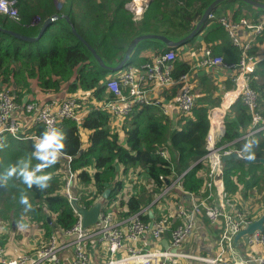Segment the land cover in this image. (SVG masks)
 Listing matches in <instances>:
<instances>
[{"label":"trees","instance_id":"trees-1","mask_svg":"<svg viewBox=\"0 0 264 264\" xmlns=\"http://www.w3.org/2000/svg\"><path fill=\"white\" fill-rule=\"evenodd\" d=\"M127 1L60 0L57 8L54 0H17V20L0 14V27L28 37L36 36L44 20L53 14L69 18V22L63 18L56 19L33 42L19 40L0 31V81L11 86L15 103L22 104L25 96L34 90L63 95L89 92L95 101L112 97L111 93L105 91L104 82L116 73L107 67H114L123 59L134 38L158 34L173 41L180 40L191 33L214 0H151L145 16L137 23L132 21L131 15L123 7ZM255 1L264 3V0ZM235 2L237 7L233 8ZM223 3L231 5L230 15L234 21L245 17L257 22L264 15L245 10L242 12L241 3L244 2L240 0ZM217 9L218 6L212 13L220 15ZM34 19L39 21L32 23ZM70 25L95 50L104 66L98 64L86 45L72 33ZM199 35L200 43L209 48L213 56H221L228 63L239 61L240 49L232 45L225 28L216 20L206 19L185 43L194 41ZM263 40L264 29L249 54L257 53ZM152 42L156 40L140 41L126 65L138 66L149 62L150 58L138 59L137 55L144 48H150ZM179 46L172 48L177 50ZM156 52L161 54L164 50ZM257 67L253 76L261 78V81L252 78L250 85L258 93L262 113L264 60ZM189 69L186 63L175 62L174 78L188 73ZM226 87L229 88V84ZM215 89L217 87L212 88L214 92ZM175 96L174 93L166 99L173 101ZM212 97L197 100L189 113L178 112L176 116L163 114L155 104H135L118 121L120 124H116V120L107 112L95 109V103L92 104L88 97L89 111L80 126L70 119L59 122L58 128L67 134L66 148L60 161L46 170L53 177L50 187L40 191L35 187L29 189L17 178L7 181L0 179V212L12 206L24 211L25 206L20 203L21 193H24L32 205V209L27 210L29 220L42 228L45 236L49 237L54 231L70 229L76 215L63 186L69 172L73 174L70 194L80 206L88 209L109 188L110 194L104 202L119 220L153 202L154 197L165 189V178L172 183L180 177L179 186L169 194L174 195L179 189L191 194L203 193L206 168L202 157L206 153L208 114L221 101L219 92ZM224 125V135L218 146L241 150L247 156L264 157V129L252 134L248 141L241 138L252 129L251 115L241 99L230 106ZM32 130L38 137L45 131L42 125H37L29 128L27 133ZM81 130L86 133L85 140L81 138ZM5 138L8 146L2 150L3 153L0 151V174L19 157L31 153L35 141L16 140L11 136ZM248 143L252 144V148L246 152L244 145ZM67 157H70L69 161ZM35 163L37 161L33 160ZM262 168L264 166L261 164H244L236 160L222 163L224 188L239 211L242 212V197V200L248 198L253 188H256V192L264 191ZM136 176L139 178L136 179ZM125 179L129 180V185L139 186V191L135 193L131 189L124 199L118 197V203L113 208L111 201L116 194H121ZM137 186L132 188L136 189ZM46 214L49 215V222ZM140 217L144 222L150 220L148 214ZM247 219L252 221L249 217ZM0 242L4 244L3 240Z\"/></svg>","mask_w":264,"mask_h":264},{"label":"built area","instance_id":"built-area-1","mask_svg":"<svg viewBox=\"0 0 264 264\" xmlns=\"http://www.w3.org/2000/svg\"><path fill=\"white\" fill-rule=\"evenodd\" d=\"M149 1L128 0L124 8L131 15L132 20L137 21L147 10ZM0 14L11 19L17 18V0H0ZM207 19L216 20L225 28L233 46L241 50V57L237 63H226L222 57L213 56L210 49L204 48L200 60L194 67L210 69L220 66L225 71L233 72V95L240 97L251 114L252 129L249 135H252L264 129V115L260 112L257 94L249 85L250 74L263 60L262 56L257 55L258 52L252 55L249 51L255 46L257 37L264 29V15L257 22H251L246 18L234 21L230 14L216 15L211 12L207 15ZM36 20L34 19L32 23H36ZM175 59L176 51L170 47L164 53L155 55L152 61L140 66L141 69L133 66L123 67L104 82L105 91L111 93L112 97L100 101H95L89 92L77 91L71 95L54 97L42 102L33 99V95H27L22 104H18L14 101L11 86L0 81V137L11 136L16 140H36L38 136L33 130L27 133L29 128L37 125H42L44 130L49 126L58 127L63 119H70L80 126L89 111L88 97L92 104L95 103V109L107 112L116 121L122 120L133 106L139 103L155 104L165 115L171 111V108L189 113L195 105V97L187 73L179 75L177 79L172 77ZM175 85L178 86V94L173 101L161 102L150 96L155 88ZM45 95L51 96L49 93ZM209 118L207 152L202 157L207 167L204 192L199 195L185 193L189 195V205L184 203L185 200L175 201L170 208L171 213L161 208L152 222H144L140 219L144 211L119 220L111 212L102 210L99 223L84 228L80 217L77 216L70 229L57 231L60 237L52 235L45 245L39 246L32 254L9 255L0 245V264H64L60 257L68 250L72 251V256L66 264H165L175 258L192 259L204 264H249L251 262L264 264V226L262 230H256L248 235L246 241L239 239L253 250L255 255L241 257L237 252L235 235L250 220L238 210L224 188L221 156L228 155L232 151H222L221 147L215 146V137L223 134L224 125L222 121L215 119L214 111ZM236 153L240 155V151ZM67 160L69 161L70 157ZM69 187L70 181H67L64 188L68 200L74 198L70 194ZM199 216L206 217L218 230L213 255L205 257L172 252L171 249L178 250L182 247L184 240L196 227L195 219ZM147 232H149L151 243H159L163 235L168 233L166 241L168 249L140 248L137 241ZM93 243L104 248L105 261L93 262L89 258L86 247L87 244Z\"/></svg>","mask_w":264,"mask_h":264},{"label":"crops","instance_id":"crops-1","mask_svg":"<svg viewBox=\"0 0 264 264\" xmlns=\"http://www.w3.org/2000/svg\"><path fill=\"white\" fill-rule=\"evenodd\" d=\"M237 7V4L233 5ZM231 5L228 3H223L218 6L217 12L220 15H229L231 12ZM243 12V8L241 9ZM201 36L199 35L194 41L185 43L182 46H179L176 50V59L174 61H180L183 63H186L189 65L190 69L188 72L189 75V82H191V87H192V93L195 97V102L197 100H205V98L212 97L214 98L219 92L222 94L223 90L225 89L226 92H228L227 96L224 97L222 96L221 98V103L220 106L217 107H212L209 110L208 118L209 115L211 114L212 111L215 113V119L224 122L226 118V114L229 111L230 106L232 103L236 100V97L232 94V83L229 81V72L223 70L220 66H216L214 68L210 69H205V68H195V64L200 60L202 56V49H204V45L200 43ZM150 48H144L137 56L138 59L140 58H151L153 57L156 53V51L164 49V47H160L156 42L151 44L149 46ZM154 47V48H153ZM195 68V69H194ZM257 79V77H256ZM258 80L261 81V78H258ZM229 84V88L226 87V85ZM213 87H217L215 89L216 92L212 90ZM34 95L33 99L41 101H48L50 98L54 97H62L63 94H50L51 96L45 95V93L41 91L34 90ZM33 93H30L28 95H31ZM47 93V92H46ZM175 93L177 96L178 94V89L174 86H168L164 88H155L151 93L150 96L154 99L160 100L161 102H168L170 100H167L166 98L169 96H172ZM224 95V94H223ZM175 96V97H176ZM174 97V98H175ZM25 99V98H24ZM179 111H177L174 108H171V111L167 115L171 116H176V114ZM262 112L264 113V108H262ZM116 124H120V122L115 121ZM210 125V122H209ZM81 137L83 140L86 139V133L84 130L81 131ZM248 138L247 140H249ZM220 140V136L216 137V141ZM126 186V184L124 185ZM254 193V192H253ZM128 194V192H127ZM128 196V195H127ZM250 196V195H249ZM184 203L186 205H189L188 200H185ZM13 217V216H12ZM9 217L13 220L11 223L9 235L12 238L13 234L16 232H20L25 224H30L33 225L34 232L30 235H27V241L26 245L24 248H26L23 251H20L19 249H14L12 245L9 243H6V250L9 255H17V254H22L28 251H33L34 247L37 248L43 244L46 243L47 239L42 238V233L43 230L42 228H39L38 225L33 224L32 222H27L26 219L23 216H15L14 218ZM197 225L196 227L192 230V232L187 236V238L184 240L182 247L178 249L179 252H184L188 254H194L197 256H211L215 252V241L218 238V230L215 225H213L206 217L204 216H199L195 219ZM8 224V220H5L0 223V231H1V236L4 234L6 230L5 225ZM57 233V231H54ZM169 234L163 235L161 238V241L159 243H151L150 237H149V232L146 234L144 233L141 235L137 241V245L140 248H162V240H168ZM4 239V238H3ZM150 242V243H149ZM237 252L241 257H251L252 255H255V252L251 249H249L248 246H245L242 240L237 241ZM87 253L89 258L94 261L97 260L96 262L100 261H105L106 260V253L104 248H102L99 244L93 243V244H87L86 247ZM72 256V251L68 250L67 252H64L60 260L62 263L66 264L68 260ZM180 264H204L203 262H199L196 260H185V261H178ZM130 264H136V263H130ZM249 264H255L254 262H251Z\"/></svg>","mask_w":264,"mask_h":264},{"label":"rangeland","instance_id":"rangeland-1","mask_svg":"<svg viewBox=\"0 0 264 264\" xmlns=\"http://www.w3.org/2000/svg\"><path fill=\"white\" fill-rule=\"evenodd\" d=\"M56 2H60V0H55V3ZM150 2H151V0L149 1V4H150ZM234 4H236V2L234 3ZM242 4V8H243V10H245V11H248V12H257V13H259V14H264V11L263 10H261V9H257V8H255V7H250V5H248V4H246V3H241ZM124 7V6H123ZM125 9V8H124ZM148 9V8H147ZM126 10V9H125ZM147 11V10H146ZM146 11H145V13H146ZM145 13L143 14V16L139 19V20H137V21H133V22H135V23H137V22H140L142 19H143V17L145 16ZM129 14V13H128ZM19 16V13H18V6H17V17ZM242 18H245V17H242ZM246 19H248V18H246ZM14 20H17V18H15ZM250 20V19H249ZM37 22L39 21L38 19L36 20ZM251 21V20H250ZM252 22V21H251ZM194 29V28H193ZM152 43H155V42H152ZM156 43L160 46V47H164V49H161V50H164V52L168 49V48H170V47H165L162 43H160L158 40H156ZM182 45H184V44H182ZM181 45V46H182ZM233 45V44H232ZM179 46V45H178ZM172 48V47H171ZM204 48H206V47H204ZM209 49V48H208ZM176 51V50H175ZM211 51V50H210ZM241 51V50H240ZM163 52V53H164ZM258 53H257V55H259V56H262L263 57V60H264V40H263V42L258 46V51H257ZM159 53H156L155 55H158ZM162 54V53H161ZM211 54H212V52H211ZM256 54V53H255ZM154 55V56H155ZM252 55H254V54H252ZM138 56V55H137ZM153 56V57H154ZM153 57H151L150 58V61H152V59H153ZM221 57V56H220ZM129 60V59H128ZM224 60V59H223ZM240 60V59H239ZM261 60V59H260ZM259 60V61H260ZM263 60H261V61H263ZM149 61V62H150ZM260 61V62H261ZM148 62V61H147ZM147 62H143L142 64H140V65H138V66H134V65H125V66H133V67H135V68H139V69H141L140 68V66H142V65H144V64H146ZM259 62V63H260ZM226 63H228V62H226ZM237 63V62H236ZM258 63V64H259ZM173 64H175V63H173ZM258 64H257V66H258ZM125 66H123V67H125ZM256 66V69L258 68ZM196 68V67H195ZM194 68V69H195ZM174 69V68H173ZM256 69H255V71H256ZM254 71V72H255ZM229 72V74H230V76H229V81H230V83H232V94H233V92H234V84H233V82H232V77H233V72H230V71H228ZM254 72L252 73V74H250V80H249V85H250V82H251V79L253 78V79H256V77L255 76H253V74H254ZM114 73H116V72H114ZM185 74V73H184ZM188 74V73H187ZM113 76V75H112ZM111 76V77H112ZM253 76V77H252ZM172 77L174 78V76H173V72H172ZM178 78V77H177ZM177 78H174V79H177ZM258 78L259 77H257V79L256 80H258ZM189 83H191V82H189ZM191 85V84H190ZM174 87H176L177 89H178V86L177 85H175ZM250 87H251V85H250ZM192 88V87H191ZM252 88V87H251ZM253 89V88H252ZM254 90V89H253ZM255 91V90H254ZM81 92V91H80ZM225 93H227L228 94V92H226L225 91V89L223 90V92H222V94H220L221 95V98H222V96H224V97H226L225 96ZM255 93L257 94V99H258V101H259V96H258V93L255 91ZM60 94V93H59ZM224 94V95H223ZM31 95H34V93L33 94H31ZM237 99H240V97H236V100ZM235 100V101H236ZM39 101H41V100H39ZM234 101V102H235ZM42 102V101H41ZM234 102L232 103V105L234 104ZM221 103V102H220ZM195 104H196V102H195ZM259 105H260V107H261V104L259 103ZM195 106V105H194ZM220 106V105H219ZM246 106V105H245ZM247 108V107H246ZM230 109V108H229ZM247 111H248V109H247ZM262 114L264 115V113L262 112ZM251 115V114H250ZM208 120H209V122H210V118H208ZM225 121V120H224ZM223 125H224V122H223ZM82 131V130H81ZM81 131H80V134H81ZM209 131H210V125H209V129H208V132H207V135H208V133H209ZM224 131H225V125H224ZM250 132V131H249ZM249 132H246V133H244L242 136H241V138H243L245 141H248L247 139L248 138H250L251 137V135H249ZM207 135H206V139H207ZM224 135V132H223V134L222 135H219L220 136V139H221V137ZM216 137H218V136H216ZM216 137H215V146L216 147H221V150L222 151H226V150H231L232 152L231 153H235V154H237L236 153V151H240V155L239 154H237V155H239V156H243V157H250V156H247V155H245L244 154V152L243 151H241V150H234V149H224V146H218L217 145V143L219 142V141H216ZM82 138V137H81ZM206 146H207V142H206ZM206 152H207V148H206ZM1 153H3L2 151H1ZM230 153V154H231ZM161 155H163V153L161 152L160 153ZM206 154V153H205ZM204 154V155H205ZM229 155V154H228ZM222 156H225V155H222ZM221 156V157H222ZM251 157H253V156H251ZM68 158V157H67ZM262 158H264V157H262ZM203 159V158H202ZM222 160H221V166H222ZM255 164V163H254ZM205 168H206V170H207V167H206V164H205ZM206 170H205V172H206ZM223 171V170H222ZM262 171H263V173H264V169L262 168ZM205 172L203 173V178H204V180H205ZM66 175H67V177H66V179H65V183L67 182V181H70V183H71V181L73 180V174H67L66 173ZM121 177H122V175H121ZM120 177V178H121ZM137 178H139L138 176H136V179ZM165 179H167V180H169L168 178H165ZM164 179V180H165ZM179 179H180V177H178L176 180H174L172 183L170 182V180H169V183L166 185L165 184V189L160 193V194H157V196H155L154 197V199H153V202H151V203H149V204H147L145 207H143L139 212H142V211H144L145 213H143V215H145V214H148V216H149V218H150V220L148 221V222H152L158 215H157V212H158V210L159 209H161V208H165V210H168V212L169 213H171V210H170V208L173 206V204H174V202L175 201H182L183 202V198H182V195H184L186 192H181V190L179 189V192L178 193H176V194H174V195H172V193L171 194H169L170 193V191H172V190H174V188H176V186L178 187L179 186ZM222 180H223V178H222ZM65 183H64V187H65ZM129 183V180L128 179H125V181H124V183L123 184H126V186H124L123 187V189H122V191H121V194H116V198L115 199H113L112 201H111V206L114 208L116 205H117V203H118V197H120V198H125L127 195H129L130 193H131V189L135 192V193H137L138 191H139V186H137L136 184H133V185H129L128 184ZM165 183V182H164ZM224 184V183H223ZM140 185V184H139ZM133 186H137V188L136 189H134V188H132ZM169 188V189H168ZM65 189V188H64ZM109 189V188H108ZM166 189H168L167 191H165ZM69 190H70V187H69ZM127 192H128V194H127ZM254 192V193H253ZM110 194V193H109ZM250 196H248V198H246L245 200H242L243 199V197H242V199H241V201L242 202H240V205H241V207H242V213H243V215L245 214V216L246 217H249L251 220H253V219H257L258 218V216H260L261 214H262V211H264V191H262V190H258L257 192H256V188H253L252 189V191H250ZM66 196V195H65ZM101 196H102V194H101ZM100 196V198H99V200L102 198ZM74 197V196H73ZM68 199V198H67ZM74 199H76L75 197H74ZM71 200V199H70ZM70 200H68V202H69V204H70ZM77 200V199H76ZM104 200L105 199H102V204H103V206H102V210H104V208H106V204H105V202H104ZM109 209H111L110 207H109ZM109 209H107V211H109V212H111L113 215H114V213L111 211V210H109ZM73 210V209H72ZM101 210V211H102ZM149 211H151L152 212V216H150V214H149ZM73 212H74V210H73ZM139 212H137V213H139ZM245 212V213H244ZM75 213V212H74ZM137 213H135V214H137ZM75 215H76V219H77V216H79V215H77L76 213H75ZM132 215H134V214H132ZM12 216H23L25 219H26V221L27 222H30V220H29V217H28V213H27V211L26 210H22V211H19V210H17V208L16 207H14V206H12L10 209H8V210H5V211H3V212H0V223L1 222H3V221H5L6 220V218L8 219L9 217H12ZM142 216V215H141ZM129 217V216H128ZM123 219V218H122ZM140 219H141V217H140ZM142 220V219H141ZM13 222V220L10 218L9 220H8V224H6L5 225V227H6V230H3V231H5L4 232V234L1 236V231H0V241L1 240H3L4 241V244H2L1 242H0V245L6 250V243H9L10 245H12L13 246V248L14 249H19L20 251H23V250H25L26 248H24V246L26 245V241H27V235H30V234H32L33 232H34V228H33V225H30V224H25V226H24V228L20 231V232H16L15 234H13V237L11 238L10 237V235H9V232H10V229H11V227H10V225H11V223ZM169 224L171 225L172 224V221L170 220L169 221ZM8 227H10V229L8 228ZM57 236V237H60V234L59 233H55V232H53V233H51L50 234V236L49 237H47V236H45L44 235V232L42 233V238L43 239H47L46 240V243L50 240V238H51V236ZM4 238V239H3ZM45 243V244H46ZM45 244H43V245H45ZM36 247V246H35ZM34 247V249H33V251H28V252H25V254H32V253H34V251H35V249H37V248H35ZM23 254V253H22ZM194 255V254H193ZM180 260H182V261H185L186 259H183V258H175V259H172L171 261H168V262H166L165 264H180V262H178V261H180ZM187 260H189V259H187ZM97 260H94L93 262H96Z\"/></svg>","mask_w":264,"mask_h":264},{"label":"water","instance_id":"water-1","mask_svg":"<svg viewBox=\"0 0 264 264\" xmlns=\"http://www.w3.org/2000/svg\"><path fill=\"white\" fill-rule=\"evenodd\" d=\"M227 0H214L213 2L210 3V5L205 9V11L203 12L200 20L197 22L196 26L194 27V29L191 31L190 34H188L186 37L177 40V41H173L168 39L165 36L162 35H158V34H145V35H141L138 36L136 38H134L130 44L128 45L124 57L123 59L114 67H107L109 68L112 72H118L119 70H121L123 68V66H125L127 64L128 59L130 58V56L133 54V51L135 50L136 46L138 45V43L140 41L143 40H158L160 43H162L165 47H174V46H178V45H182L185 42H187L190 38H192L194 36V34L199 30V28L201 27V25L204 23V21L207 19V15L209 13L212 12V10L221 5L223 2H225ZM252 7H255L257 9H261L264 11V3L263 2H259V1H255V0H240ZM55 2V0H54ZM56 7L58 8L59 3L56 2L55 3ZM58 18H63L65 19L67 22H69V18L66 15H59V14H53L50 17H48L46 20H44V22L41 24L40 26V30L38 32V34L34 37H28V36H23L20 35L16 32L4 29L2 27H0V31H2L3 33L9 34L19 40H24V41H36L38 40L44 33V31L49 27V25L55 21ZM70 29L72 31V33L78 38L80 39L85 45L86 47L89 49V51L91 52V54L93 55V57L95 58V60L98 62L99 65L104 66L101 58L96 54L95 50L89 46V44L87 42H85V40L79 36L74 27L72 25H70ZM222 162L228 161V160H236L238 162H242L244 164H261L264 166V158L262 157H243V156H239L235 153H231L229 155H225L221 157ZM165 184L167 185L169 183V180L165 179L164 180ZM110 193V189H105L102 193V198L100 200H98L97 202H95L91 207H89L88 209L83 208L82 206H80L77 202L76 199L72 198L70 200V206L71 208L74 210V212L79 215L80 220H81V224L84 228H88L90 226L93 225H97L99 223V215L100 212L102 210V199H105L109 196ZM182 198L184 200H189V195L184 194L182 195ZM150 216H152V212L149 211ZM46 220L49 222V215L46 214L45 215ZM264 226V213H262L260 216H258L257 219H254L252 221H250L249 223H247L236 235H235V241H238L239 239H243V241H246L247 236L251 235L254 233V231L256 230H262ZM162 245L164 249H168V244L166 242V240H162ZM172 252L177 253L179 252L178 250L175 249H171Z\"/></svg>","mask_w":264,"mask_h":264},{"label":"clouds","instance_id":"clouds-1","mask_svg":"<svg viewBox=\"0 0 264 264\" xmlns=\"http://www.w3.org/2000/svg\"><path fill=\"white\" fill-rule=\"evenodd\" d=\"M67 134L61 128L49 126L36 138L33 143V151L26 156H21L13 164H10L4 173L0 174L3 181L12 178L19 179L29 189L35 187L44 191L50 187L53 179L52 174L46 170L54 167L64 154ZM5 137H0V151L7 147ZM252 144L244 145V151H250ZM249 158H252L251 156ZM33 160L37 163L33 164ZM20 203L25 206V210H31L32 205L26 194L21 193Z\"/></svg>","mask_w":264,"mask_h":264}]
</instances>
